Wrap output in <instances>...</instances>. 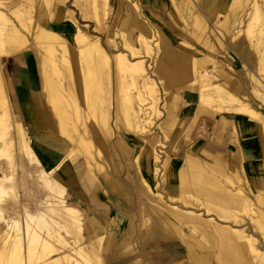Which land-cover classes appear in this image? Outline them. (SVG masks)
<instances>
[{
  "label": "bare ground",
  "instance_id": "1",
  "mask_svg": "<svg viewBox=\"0 0 264 264\" xmlns=\"http://www.w3.org/2000/svg\"><path fill=\"white\" fill-rule=\"evenodd\" d=\"M10 1L0 0V54L22 62L24 51H35L40 82L37 94L25 93L0 63V264H101L86 241L93 233L103 239L106 229L92 219L84 230L76 206L81 199L53 176L70 162L77 176L72 181L88 192L102 169L96 152L101 158L108 141L133 173L128 179L147 214L145 238L162 243L153 249L180 247L170 242L178 235L185 256L177 264H264V0H231L226 10L221 0H203V6L198 0H170L172 20L180 25L182 8L187 9L192 39L200 37L209 52L183 48L172 32L147 23L139 6L127 0L140 44L147 55L155 53V65H130L120 55L111 60L100 38L76 17L78 11L99 29L108 15L113 21L124 17L125 0H44L36 22V0H20L16 8ZM68 2L76 11L63 8ZM21 86L30 87L24 65ZM15 92H21L26 126L11 102ZM175 93L185 106L178 115L182 124L172 136L163 133L182 164L165 170L156 152L150 180L120 134L140 137L135 143L142 149L157 135L152 124L161 113V97L169 101ZM217 109L224 114L207 125L210 133L198 124L199 116H213ZM220 129L229 130L228 138ZM183 137L185 150L179 148ZM106 187L107 200L120 208L129 204L130 188L117 176ZM22 192L37 199L24 204ZM253 231L262 236V246ZM139 258L115 264H138Z\"/></svg>",
  "mask_w": 264,
  "mask_h": 264
},
{
  "label": "rangeland",
  "instance_id": "2",
  "mask_svg": "<svg viewBox=\"0 0 264 264\" xmlns=\"http://www.w3.org/2000/svg\"><path fill=\"white\" fill-rule=\"evenodd\" d=\"M20 0H11L7 5L13 6L14 8L19 6ZM44 0H36V8L34 10V22L39 17V3H42ZM231 0H224L222 4V9L226 10L229 2ZM135 4L139 6L140 14L143 16L147 23H155L160 28L166 30L164 28L167 25L170 29L174 30L175 34L179 37V39L183 40L185 49H198L202 50L203 52H209L208 48L205 47L202 43V39L198 37L196 40L192 39L193 36L190 35L189 30L192 25V15L187 12V9H183L181 11V24L178 25L172 20V13L174 7L170 0H162L160 4L158 2L155 3L154 0H132ZM151 5V6H150ZM198 5L203 6V0H198ZM178 7H182L181 4H178ZM72 8V3L68 2L66 6L63 7ZM125 15L123 18L118 19L117 21H113L109 15L106 17L104 21L105 26L100 27L97 29V26L92 21H84L82 20L78 11H76V17L81 22V24H88V30L95 36L100 38V42L109 54L111 60H114L116 55H120L122 58H126L128 64L131 65L129 62L134 63H141L142 61L145 64H154L156 61L155 53L151 56L147 55L145 50L140 44L139 37L140 33L135 29L134 25L132 24L131 19V5L128 4L127 0H125ZM6 13L8 18L13 19L11 13L8 9H3ZM129 12V13H128ZM152 15H157L158 19L162 20V17L165 18V24L157 23L152 18ZM160 16V17H159ZM162 16V17H161ZM10 19V20H11ZM12 21V20H11ZM15 23L14 19L13 22ZM16 24V23H15ZM187 25L189 28L187 31L182 28V25ZM15 27L19 28L18 25ZM20 29V28H19ZM28 36V35H27ZM182 42V41H181ZM23 54L27 56L34 57L31 72L34 76L37 85L40 82V71H39V63H38V54L32 50H26ZM0 63L3 68V73L6 76L9 75V67L11 65V59L6 58L0 54ZM211 64L208 66L210 67ZM127 77V74H125ZM13 79V77L11 76ZM129 79V77L127 78ZM153 79L158 82L157 75L153 74ZM159 87L161 88V84ZM134 93L138 96V92L134 91ZM180 96L178 94H174L173 99L169 101L164 100L163 96L161 97L160 107L161 113L159 117H157L152 124V131H156V136H153L150 142L146 143L142 149L139 150L136 145V140H139L140 137L130 134V133H121V137L126 141V143L133 149L134 155L133 158H139L138 165L140 166L141 172L144 177L149 178L150 180L154 176L155 164H154V157L155 153H159L161 156L162 164L166 167L173 165L174 168H178L182 164V159L179 158L178 153H174L173 155L169 152L170 147L169 143H167L166 137L163 131L167 132L168 135H173L175 132L179 130L181 127L180 118L181 112L185 110V106L180 102ZM216 106V105H215ZM43 108V107H42ZM178 110H176V109ZM224 111L218 112V109L213 114V116L201 115L199 116V125L206 124V129L211 133L213 132V127L207 125L209 124H217L219 122V118L223 116ZM179 115V116H178ZM24 125L26 126V120L23 121ZM204 132V130H201ZM220 133L228 138V134H230L229 130L224 131L220 129ZM28 139L32 141V133H27ZM66 141V140H65ZM185 137L181 138V143L179 148H183L185 150ZM244 142V141H243ZM65 144V142H63ZM113 141H108V145L106 147V152L99 158L97 152L96 157L98 162L102 165V169L99 173H97V179H95L91 183V188L88 192H85L83 189L79 194V199L82 201L81 203L77 202L76 206L81 211V221L82 227L86 230L87 224L91 223L92 219H96L98 225H101L106 229V235L103 239H99L96 234H91L89 239L86 241V246L90 247L91 256L96 257L100 260L101 264H115V260H123L129 257H137L140 256L139 260H137L138 264H177L180 263L182 258L185 256V252H183V240L180 236L175 235L172 242L180 247L177 248H170V249H153L158 247L162 243H157L150 241L149 239L145 238V234L147 228L142 225L143 218L147 216L146 213L143 212L142 207L140 205L139 198L134 190L135 186L133 182L128 179L129 175L133 176V173L129 170L126 163L116 155L114 150L112 149ZM97 146V145H96ZM97 148V147H96ZM95 148V150H96ZM107 157H109V163L107 162ZM68 163V162H66ZM46 171L50 172L51 167H49L46 163L43 164ZM238 165V164H237ZM95 172H98V168L94 169ZM164 171V170H163ZM166 173V171H165ZM117 176L121 183H125L129 186L130 191L126 193V198L129 201L124 208H120L107 198L110 196L109 190L107 189L106 185L109 183L111 177ZM58 182L63 184L58 174L53 176ZM131 178V176H130ZM68 190V188H67ZM159 193H164L166 195V191L161 189ZM182 199H189V196L185 193L180 194ZM41 197H43L41 195ZM36 195H27L25 193H21L19 200L22 201L24 204H32L34 200H36ZM248 221L249 217L243 215ZM93 223V224H95ZM123 226H127L126 228H122ZM119 228H122L119 230ZM246 228V227H245ZM124 229V230H123ZM243 229V228H242ZM60 235L66 240L70 238L67 237L66 232L63 228L59 230ZM254 237H256L257 241L261 246L263 245V238L260 236L259 232L253 231ZM114 237H121L124 239H128L127 243H114L110 238ZM170 242H168L170 244ZM263 242V243H262ZM166 243H164L165 245ZM61 246V245H59ZM94 246V247H93ZM91 248H96V251ZM149 250H145V249ZM146 257L145 259H141V257ZM183 261V260H182ZM141 262V263H140ZM70 264V263H69ZM73 264V262L71 263Z\"/></svg>",
  "mask_w": 264,
  "mask_h": 264
},
{
  "label": "crops",
  "instance_id": "3",
  "mask_svg": "<svg viewBox=\"0 0 264 264\" xmlns=\"http://www.w3.org/2000/svg\"><path fill=\"white\" fill-rule=\"evenodd\" d=\"M154 1H155V3L158 2V4H160V2L162 0H154ZM223 3H224V0H221V2H220L221 8H222ZM152 18H154V21L156 20L157 23L165 24V18L164 17H162L163 21L158 19L157 15H152ZM164 28L167 31L172 32L173 39H175L179 45L184 47L183 40L179 39V37L175 34V32H173L174 30L170 29L167 25H165ZM21 58H22L21 60L23 63L21 61H14L11 59V65H10L9 70H8L9 74L13 77V80L15 81L16 86L22 87V89H23L22 91H24L26 93V92H28V90H31V92H33V94H37V93H35L37 91V86L35 85L36 81L34 79L32 72H31L32 71L31 70V68H32L31 64L33 63V61H35L34 57L22 54ZM23 65H24L25 69L27 70V75H28L30 87L21 86V74H22V66ZM24 92H23V94H24ZM11 102H12L13 108H14L17 116L23 122L25 120V118H24V112H23L22 104H21V92L20 93H18V92L13 93L11 95ZM57 174H58L60 181L64 185H66V187L68 188V193L72 196H77V198H78L80 192L82 191V186H81V183L79 182V180H75V182L72 181L74 178L77 179L73 165L70 162L65 163L61 167V169L59 170V172Z\"/></svg>",
  "mask_w": 264,
  "mask_h": 264
}]
</instances>
